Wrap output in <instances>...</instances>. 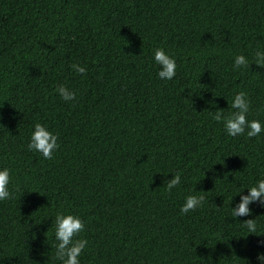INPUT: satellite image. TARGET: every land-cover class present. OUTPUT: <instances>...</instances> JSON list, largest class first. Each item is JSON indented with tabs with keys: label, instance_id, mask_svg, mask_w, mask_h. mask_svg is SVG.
I'll list each match as a JSON object with an SVG mask.
<instances>
[{
	"label": "trees",
	"instance_id": "16d2710c",
	"mask_svg": "<svg viewBox=\"0 0 264 264\" xmlns=\"http://www.w3.org/2000/svg\"><path fill=\"white\" fill-rule=\"evenodd\" d=\"M157 47L176 59L170 81ZM257 48L264 0H0V264H62L57 212L85 223L80 264H264V204L231 216L264 178V131L233 137L213 119L243 91L264 122ZM239 54L249 65L234 69ZM37 122L58 134L51 159L27 148ZM190 194L204 202L181 214Z\"/></svg>",
	"mask_w": 264,
	"mask_h": 264
},
{
	"label": "clouds",
	"instance_id": "9594fccd",
	"mask_svg": "<svg viewBox=\"0 0 264 264\" xmlns=\"http://www.w3.org/2000/svg\"><path fill=\"white\" fill-rule=\"evenodd\" d=\"M152 59L157 65L156 76L163 81H170L176 75L177 64L174 56L170 55L164 48L157 47L153 51ZM255 63L264 67V48H257L254 53ZM249 65L248 58L239 54L234 57L233 68L239 69ZM72 68L77 73H84L85 67L73 64ZM60 98L70 101L75 98V92L64 85L56 89ZM249 100L243 91L233 95L230 107L235 111L225 117L220 111H216L213 119L223 122V127L227 135L239 136L246 134L247 137L259 136L264 131V122L260 120H249ZM58 134L50 130L46 125L35 123L29 136L27 148L39 153L44 159H51L54 152L58 149ZM10 170L7 167H0V201L11 198L9 190ZM181 182V174L174 173L171 179L165 182L166 190L171 191ZM247 194H243V189L237 194L241 195L238 206L231 207L233 218L245 216L250 213L249 204L259 200L264 204V178L257 179L256 182L248 187ZM234 197V196H233ZM232 197V199H233ZM203 194H190L185 196L183 204L180 206V213L186 214L202 206L204 202ZM245 227L248 233H256L257 225L254 219L246 220ZM85 227L84 221L79 215L63 212L55 214L53 236L56 243L55 256L62 261V264H80L82 251L87 247L88 241L84 238L74 239ZM257 259L264 262V253H258Z\"/></svg>",
	"mask_w": 264,
	"mask_h": 264
}]
</instances>
